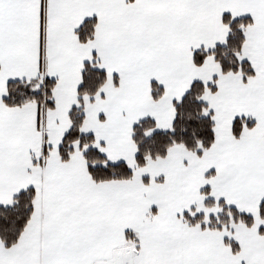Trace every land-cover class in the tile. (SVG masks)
I'll return each instance as SVG.
<instances>
[{
  "label": "crops",
  "instance_id": "obj_1",
  "mask_svg": "<svg viewBox=\"0 0 264 264\" xmlns=\"http://www.w3.org/2000/svg\"><path fill=\"white\" fill-rule=\"evenodd\" d=\"M225 16L252 20L238 56L255 72L249 79L223 74L212 56L194 63L196 52L226 44ZM92 19L94 38L82 44L77 32ZM87 64L107 80L85 99L81 133L108 163L127 165L131 180L93 182L78 143L61 159ZM40 76L55 83L52 109L5 106L10 82ZM194 83L214 87L203 95L212 147L201 156L173 147L137 167L136 123L169 130ZM237 119L254 124L240 138ZM28 189L33 215L14 247L0 240V264H264V0H0V208ZM209 200L253 226L205 230L179 220L214 210Z\"/></svg>",
  "mask_w": 264,
  "mask_h": 264
},
{
  "label": "trees",
  "instance_id": "obj_2",
  "mask_svg": "<svg viewBox=\"0 0 264 264\" xmlns=\"http://www.w3.org/2000/svg\"><path fill=\"white\" fill-rule=\"evenodd\" d=\"M224 23L229 27V35L225 45L216 47L211 52L198 51L194 54L196 66H202L207 57H214L220 65L223 74H241L245 79L255 75L248 62L239 60L246 41L247 29L252 25L250 18L233 20L224 17ZM96 20L84 23L77 32V37L82 44H87L94 38ZM107 80L106 74L97 70L94 65L87 64L83 72L82 85L78 91V105L70 113L71 129L65 135L60 147V156L63 162L69 160L73 152V145L78 143L83 151L89 174L93 182L100 184L112 181H128L133 178V172L124 163L111 164L94 147L93 136H84L81 128L84 121V106L87 97L92 98L99 93ZM55 83L40 76L33 80L10 82L4 104L9 108H21L27 105H37L43 109H52V92ZM153 99L158 101L162 96L161 88L152 85ZM213 86L206 87L201 83H194L185 97L175 104L176 118L172 127L163 132L156 131L155 122L144 119L136 123L132 131V139L137 148L136 165L145 167L148 161L165 158L173 147H182L187 151L201 156L203 152L212 147L215 142V123L208 106L203 102V95ZM253 122L237 119L232 125L235 138H240L244 127H252ZM208 194V191H206ZM35 191L28 189L18 194L13 204L0 208V240L5 248L14 247L20 240L29 224L34 210ZM206 207H219L218 216L205 217L194 209L179 215V220L189 226L200 225L205 230H222L231 224H242L248 228L253 226L252 217L245 215L234 208L225 206L224 203L207 201ZM259 216L264 221V202L260 206ZM264 237V228L260 230ZM234 253L239 248L230 241Z\"/></svg>",
  "mask_w": 264,
  "mask_h": 264
},
{
  "label": "rangeland",
  "instance_id": "obj_3",
  "mask_svg": "<svg viewBox=\"0 0 264 264\" xmlns=\"http://www.w3.org/2000/svg\"><path fill=\"white\" fill-rule=\"evenodd\" d=\"M202 212H198V214H201ZM204 213V212H203ZM221 213V209L219 207H216L212 211H207L205 212V217H210V216H218Z\"/></svg>",
  "mask_w": 264,
  "mask_h": 264
}]
</instances>
